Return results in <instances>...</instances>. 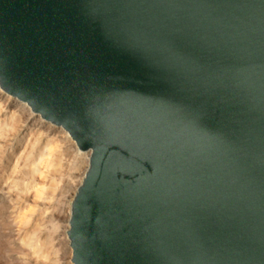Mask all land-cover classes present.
I'll list each match as a JSON object with an SVG mask.
<instances>
[{"label": "water", "instance_id": "water-1", "mask_svg": "<svg viewBox=\"0 0 264 264\" xmlns=\"http://www.w3.org/2000/svg\"><path fill=\"white\" fill-rule=\"evenodd\" d=\"M0 85L91 150L74 264H264V0H0Z\"/></svg>", "mask_w": 264, "mask_h": 264}, {"label": "rangeland", "instance_id": "rangeland-1", "mask_svg": "<svg viewBox=\"0 0 264 264\" xmlns=\"http://www.w3.org/2000/svg\"><path fill=\"white\" fill-rule=\"evenodd\" d=\"M90 156L0 88V264H74L71 208Z\"/></svg>", "mask_w": 264, "mask_h": 264}, {"label": "bare ground", "instance_id": "bare-ground-1", "mask_svg": "<svg viewBox=\"0 0 264 264\" xmlns=\"http://www.w3.org/2000/svg\"><path fill=\"white\" fill-rule=\"evenodd\" d=\"M0 88L2 89L1 85ZM3 90V89H2ZM6 92V91H5ZM7 93V92H6ZM10 95V94H9ZM12 96V95H11ZM68 132V131H67ZM69 133V132H68ZM70 134V133H69ZM72 137V136H71ZM78 145V144H77ZM89 152H91V150H88Z\"/></svg>", "mask_w": 264, "mask_h": 264}]
</instances>
